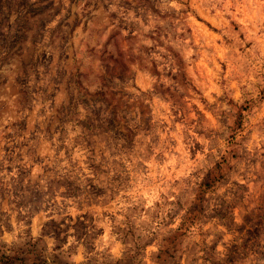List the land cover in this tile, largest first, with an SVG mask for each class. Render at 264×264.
Listing matches in <instances>:
<instances>
[{"label": "rangeland", "instance_id": "obj_1", "mask_svg": "<svg viewBox=\"0 0 264 264\" xmlns=\"http://www.w3.org/2000/svg\"><path fill=\"white\" fill-rule=\"evenodd\" d=\"M261 96L264 0H0V264H264Z\"/></svg>", "mask_w": 264, "mask_h": 264}, {"label": "trees", "instance_id": "obj_2", "mask_svg": "<svg viewBox=\"0 0 264 264\" xmlns=\"http://www.w3.org/2000/svg\"><path fill=\"white\" fill-rule=\"evenodd\" d=\"M261 97H264V96H261ZM209 185H210V183L206 184L205 182H202V183L200 184V186H203V187H202L203 189H204V188H207ZM200 196H201V194H200ZM194 210H195V208L191 209V210L188 211L187 213H192ZM197 211H200V209H197ZM189 217H190V216L188 215V216H187V221H189V220H188V219H190ZM185 221H186V217H185ZM185 221H182V222L180 223V225L182 226V224L185 223ZM179 227H180V226H179ZM0 257H1V256H0Z\"/></svg>", "mask_w": 264, "mask_h": 264}]
</instances>
